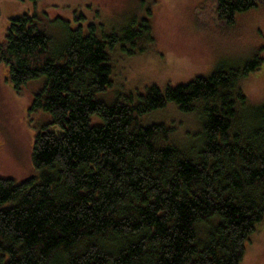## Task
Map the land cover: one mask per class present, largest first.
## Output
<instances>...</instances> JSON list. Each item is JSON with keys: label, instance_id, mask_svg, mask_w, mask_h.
Returning <instances> with one entry per match:
<instances>
[{"label": "trees", "instance_id": "trees-1", "mask_svg": "<svg viewBox=\"0 0 264 264\" xmlns=\"http://www.w3.org/2000/svg\"><path fill=\"white\" fill-rule=\"evenodd\" d=\"M258 1L216 0L218 19ZM43 16H14L0 44L16 90L44 77L29 107L52 117L34 139L39 175L0 178V264H241L264 224V103L240 81L263 58L110 104L98 94L113 85L111 51L153 40L149 19L101 35L78 21L58 43ZM170 103L201 122L187 147L142 122Z\"/></svg>", "mask_w": 264, "mask_h": 264}, {"label": "rangeland", "instance_id": "rangeland-1", "mask_svg": "<svg viewBox=\"0 0 264 264\" xmlns=\"http://www.w3.org/2000/svg\"><path fill=\"white\" fill-rule=\"evenodd\" d=\"M215 7L216 0H0V44L14 16L36 10L45 15L39 24L58 43L65 39V28L76 27L78 21L85 33L95 24L101 35L122 30L134 20L149 19L153 40L118 43L111 51L113 85L98 94L100 100L112 104L130 94L136 100L151 85L161 89L184 85L219 67H243L259 57L262 66L243 78L240 86L250 106L262 105L264 0L237 15L233 25L219 20ZM43 81L44 77L30 80L18 91L0 63V178L21 182L39 175L32 160L34 139L52 117L29 106ZM142 122L165 123L186 147L202 128L198 117L181 111L175 103L143 115ZM255 231L247 240L241 264H264V224H258Z\"/></svg>", "mask_w": 264, "mask_h": 264}]
</instances>
